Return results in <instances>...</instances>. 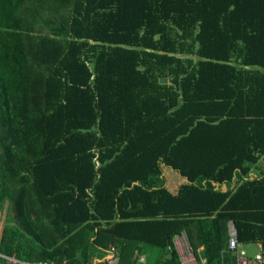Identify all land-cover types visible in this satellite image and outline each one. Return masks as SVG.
<instances>
[{
	"label": "trees",
	"instance_id": "1",
	"mask_svg": "<svg viewBox=\"0 0 264 264\" xmlns=\"http://www.w3.org/2000/svg\"><path fill=\"white\" fill-rule=\"evenodd\" d=\"M6 205L18 264H181L183 232L237 264L231 222L264 253V0H0Z\"/></svg>",
	"mask_w": 264,
	"mask_h": 264
},
{
	"label": "built area",
	"instance_id": "2",
	"mask_svg": "<svg viewBox=\"0 0 264 264\" xmlns=\"http://www.w3.org/2000/svg\"><path fill=\"white\" fill-rule=\"evenodd\" d=\"M229 242L227 252L232 253L236 259L237 264H264V253L261 251L260 254L251 258L248 255V252L242 248L238 241V233L234 223H229ZM2 226L0 225V242L2 237ZM175 247L179 253L181 264H206V260H198L194 250L190 244L189 238L185 232H183L179 237L175 239ZM106 256L104 259L100 261H104L106 264H121V255L119 250L115 246H110L108 250H105ZM0 257L7 260L10 264H18L14 258L5 256L0 253ZM97 261H95L96 263ZM147 258L144 252H141L138 257H136V261L134 264H146ZM23 264V263H22ZM32 264H49L48 262H39ZM59 264H67L66 261H63Z\"/></svg>",
	"mask_w": 264,
	"mask_h": 264
},
{
	"label": "rangeland",
	"instance_id": "3",
	"mask_svg": "<svg viewBox=\"0 0 264 264\" xmlns=\"http://www.w3.org/2000/svg\"><path fill=\"white\" fill-rule=\"evenodd\" d=\"M59 18H60L59 16H56L57 21H60ZM258 167L260 169L262 168L261 165H259ZM258 167L255 166V167H252V169H253L254 173H256V174H258V176H260L261 173H260V169H258ZM164 176L166 178V185H167L168 189H170L169 186L172 187V185H173V187L171 188L173 190L178 186V183L180 182V179H181L175 171H172L170 169L164 171ZM178 188L175 190L177 191ZM5 208L6 209L4 210L3 213H1V217H0V224L3 225V228L10 227L11 225H13V223H12L13 222L12 211L10 210L8 205H6ZM251 248L253 249V253L249 252V250ZM245 249L247 250L249 257H255L256 255L261 253V248L257 244H251L248 247L246 246ZM143 252L145 254H147V256H151L154 252V249L151 250L149 247H143ZM88 254L89 255L92 254L93 260H95V261H100L101 259H103V256H104V254H100V250L94 249V248H92V249L89 248Z\"/></svg>",
	"mask_w": 264,
	"mask_h": 264
},
{
	"label": "crops",
	"instance_id": "4",
	"mask_svg": "<svg viewBox=\"0 0 264 264\" xmlns=\"http://www.w3.org/2000/svg\"><path fill=\"white\" fill-rule=\"evenodd\" d=\"M251 177H255V176H258V174H256V173H254L253 172V170H252V172L249 174ZM249 176V177H250ZM182 182H183V180L182 179H180V182L178 183V186L175 188V189H177L181 184H182ZM170 188H172L173 187V185H172V187L171 186H169ZM174 189V190H175ZM171 190V189H170ZM173 191V190H172ZM0 217H1V213H0ZM1 226H2V229H3V225L2 224H0ZM260 248H261V244H257ZM247 247L249 246V245H246ZM245 246V247H246ZM106 252L107 251H105V250H100V254H104V256H103V259L105 258V256H106ZM249 252L250 253H253V249L251 248L250 250H249ZM102 260V259H101Z\"/></svg>",
	"mask_w": 264,
	"mask_h": 264
},
{
	"label": "water",
	"instance_id": "5",
	"mask_svg": "<svg viewBox=\"0 0 264 264\" xmlns=\"http://www.w3.org/2000/svg\"><path fill=\"white\" fill-rule=\"evenodd\" d=\"M166 80H163V82H165Z\"/></svg>",
	"mask_w": 264,
	"mask_h": 264
}]
</instances>
